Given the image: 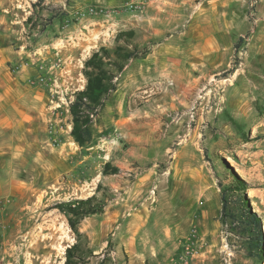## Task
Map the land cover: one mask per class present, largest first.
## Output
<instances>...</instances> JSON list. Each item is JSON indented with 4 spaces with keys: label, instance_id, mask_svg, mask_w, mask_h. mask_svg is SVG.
Segmentation results:
<instances>
[{
    "label": "rangeland",
    "instance_id": "374dc122",
    "mask_svg": "<svg viewBox=\"0 0 264 264\" xmlns=\"http://www.w3.org/2000/svg\"><path fill=\"white\" fill-rule=\"evenodd\" d=\"M221 26L240 53L185 96L142 80L126 104L148 154L121 137L127 112L105 103L124 66ZM101 47L114 88L78 146L68 102ZM236 195L261 219V256ZM89 196L102 211L74 234L55 206ZM72 244L75 264H264V0H0V264H63Z\"/></svg>",
    "mask_w": 264,
    "mask_h": 264
},
{
    "label": "crops",
    "instance_id": "0c3cea01",
    "mask_svg": "<svg viewBox=\"0 0 264 264\" xmlns=\"http://www.w3.org/2000/svg\"><path fill=\"white\" fill-rule=\"evenodd\" d=\"M217 30L218 32L214 33L197 34L193 47L188 51L185 49L187 53L183 55L184 45L179 43L176 36L172 35L173 37L165 39L166 42L160 47L150 48L138 61L124 66L117 78L116 90L111 93L105 103V108L113 106L115 112H127L126 116L114 117L111 122V124L114 123L115 130H119L121 137L127 136L134 144H136L135 142H140L141 145L144 144L143 151L148 154L149 140H140L143 135L148 137V132L131 130L134 126L132 122L134 109L126 104L129 103L127 99L131 95L130 93L139 88L143 81L147 79L155 80L154 85L156 88H154L159 91L165 86L167 80H171L178 88L176 91L178 95L185 96L192 83L198 84L200 77L203 76L202 78L205 79L206 76L210 75L207 70L228 65V58L232 53H235L234 43L239 36L237 38L229 37L226 31L228 29L225 30V27L222 26ZM237 52L240 53V51ZM186 56H188V59H185ZM115 100L118 102L113 105ZM141 133L143 135H140ZM122 158L127 162L124 156Z\"/></svg>",
    "mask_w": 264,
    "mask_h": 264
},
{
    "label": "trees",
    "instance_id": "16d2710c",
    "mask_svg": "<svg viewBox=\"0 0 264 264\" xmlns=\"http://www.w3.org/2000/svg\"><path fill=\"white\" fill-rule=\"evenodd\" d=\"M131 35L132 31L128 30L118 32L116 37H129ZM244 38L245 36H239L234 43L235 52H237ZM100 50H102L103 54L100 53ZM104 55H106V49L101 47L99 50L92 52L91 55L84 60L82 73L85 77V85L83 89L77 90L73 95V99L68 102V109L71 116V128L69 133L78 146H83L89 142L90 132L88 125L92 120V115L95 114L96 109L102 105V99L107 92L114 88L113 86L111 88L107 86V82L110 81L111 77L114 75H110L109 70L106 69ZM121 68L122 66L118 67L119 71ZM235 68L236 67L233 66L229 71L233 72ZM117 170V168H110V164L107 161L104 163L101 173H116ZM234 176L236 178L237 187H239L238 189H241L240 187L244 186V182L236 175ZM221 197L224 208L225 204H227V200L223 192ZM91 199L92 196L74 201L66 200L55 206L66 214L67 223L74 234H78L77 224L82 218L102 211V206L98 203L92 202ZM234 200L236 201V206L239 207V211L244 217L242 222H244L245 227L251 230L253 233L252 237L256 240L255 247L258 251L257 255L261 256V252L263 251L260 226L261 219L251 211L246 197L236 195ZM75 247L76 244H72L66 249L63 264H75L72 260L74 257L73 249H75Z\"/></svg>",
    "mask_w": 264,
    "mask_h": 264
}]
</instances>
